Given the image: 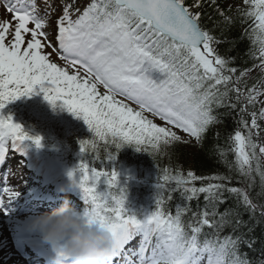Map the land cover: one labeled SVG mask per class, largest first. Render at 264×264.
<instances>
[{"label":"snow or ice","instance_id":"obj_1","mask_svg":"<svg viewBox=\"0 0 264 264\" xmlns=\"http://www.w3.org/2000/svg\"><path fill=\"white\" fill-rule=\"evenodd\" d=\"M43 2V16L32 0H22L20 7L9 4L6 10L17 21L14 30L10 22L0 23V110L39 86L53 107L62 102L93 132L92 139L80 141L81 153L95 152L99 141L106 150L114 146L116 153L133 146L154 154L161 144L182 140L173 129L202 142L209 126L222 122L217 109L227 108L228 114L238 109L229 148L219 152L226 174L204 176L163 169L158 177L163 183L156 188L174 184L170 190L180 191L188 201L204 194V208L190 221L184 219L190 210L187 205L177 206L173 214L164 208L163 196L155 198L152 211L129 212L124 189L118 187V173L90 168L86 160L80 163L78 186L88 205L85 216L118 238L121 248L114 258H122L123 264H249L239 251L243 235L220 237L225 226L235 231L241 225L239 219L234 225L228 219L239 213L232 208L220 213L218 207L227 192L237 208L255 212L250 190L257 177V196L264 197V100L258 99L264 96V0H240L235 7L240 22L248 25V54L261 73L260 87L251 88L242 79L250 69L230 66L232 58L217 47L226 41L202 24L206 3L222 17L217 27L235 22L217 0H92L82 12L76 0H61L62 14L48 21L50 32L45 31V18L53 9L49 0ZM46 47L58 52L63 66L50 59ZM146 112L159 116L165 126L154 123ZM26 140L41 146L39 136H29L11 116L0 113V163L9 147L23 153ZM228 153L234 155L233 160H228ZM116 156L108 152L105 160L114 161ZM233 171L246 187L229 186ZM102 177L107 188L100 192L97 185ZM197 181L201 186H196ZM18 195L10 193L9 200ZM6 208L0 198V210ZM205 227L213 230L211 236ZM136 235L142 236L138 251L126 252L125 245Z\"/></svg>","mask_w":264,"mask_h":264},{"label":"trees","instance_id":"obj_2","mask_svg":"<svg viewBox=\"0 0 264 264\" xmlns=\"http://www.w3.org/2000/svg\"><path fill=\"white\" fill-rule=\"evenodd\" d=\"M217 5L224 10L229 16L233 17L235 22L226 26L220 24L216 26V22L222 20V17L216 14L213 7L209 4L204 5L205 16L202 24L206 29H211L215 35L222 42L217 45L221 54H227L232 58L230 66L236 67L238 70L243 69H258L254 67L257 63L249 56V49L251 47L250 41L245 35L247 24H242L235 11V7H228L222 0H217ZM221 29H224L221 31ZM259 75L255 71L254 75L247 78L246 75L242 78L246 82L247 87L251 88L259 81ZM244 91V85H241ZM53 106V105H52ZM258 107V106H257ZM59 115L66 121L67 126L61 127L57 125V119H49L47 123L40 122L39 115H32L28 117L27 122L35 129L50 133L56 140V144L62 152L64 157L73 161L78 167L82 161H87L89 167L96 169L103 168L109 173L115 170L118 173L119 188L124 189L125 196L135 200V203L140 205H148L154 209V200L158 196L165 198L164 208L171 212H175L177 206H188L190 209L184 215L185 221H190L194 214L201 211L205 206L204 194H200L198 198H193L191 201L184 199L180 191H171L175 185L165 186L163 189L155 187L158 183L163 181L158 180V177L163 175V169L175 170L180 169L183 172L193 171L198 175L212 176L215 174H226L227 168L220 161L219 152L225 151L229 148L230 142L228 136L236 128V119H238V109L229 113L227 108L217 109L221 123L209 126L208 131L202 142L192 141L190 139H182L180 142H174L171 145L161 144L159 151L154 154H149L141 150L137 151L133 146H125L119 153H116L114 146H106L103 142L97 141V149L95 152L89 151L88 154L81 153L80 141L92 139L93 132L88 128V125L80 117L67 111L57 104L52 107ZM251 110V108H250ZM112 152L117 154L116 159L105 160L107 153ZM97 155L99 159H96ZM229 161L234 159L232 153L227 154ZM101 160H104L101 162ZM232 181L230 187H246L242 183V178L237 176L233 171ZM102 184V185H101ZM196 186H201V182L197 181ZM107 185L104 183V178L97 185V190L105 191ZM115 191V189H113ZM259 192V178L257 177L256 186L250 190V195L253 203L257 205L255 212L245 210L244 207L237 208L236 201L233 197H229L226 192L224 195L227 197L224 203L220 204L218 211L223 213L225 209H235L239 216H230V219L235 224L236 220L241 221V225L233 231V226H225L220 232V237L231 235L233 238L243 235L244 243L239 246V251L244 254L248 259L249 264H264V216L261 212L264 208V197H258ZM171 199H167L168 196ZM128 202V199L127 201ZM204 231L210 236L213 232L212 229L205 227ZM251 243V246H249Z\"/></svg>","mask_w":264,"mask_h":264},{"label":"clouds","instance_id":"obj_3","mask_svg":"<svg viewBox=\"0 0 264 264\" xmlns=\"http://www.w3.org/2000/svg\"><path fill=\"white\" fill-rule=\"evenodd\" d=\"M27 226L51 248L53 264H112L121 248L116 236L89 223L85 209L77 210L67 199L58 208L35 213Z\"/></svg>","mask_w":264,"mask_h":264},{"label":"rangeland","instance_id":"obj_4","mask_svg":"<svg viewBox=\"0 0 264 264\" xmlns=\"http://www.w3.org/2000/svg\"><path fill=\"white\" fill-rule=\"evenodd\" d=\"M5 21H7V22H10L12 25H13V29L12 30H14V24H13V20L12 19H10V18H6V15H4L3 17H0V23H2V22H5ZM28 38V36H26V39ZM44 51H45V49H44ZM46 53H48L47 51H45ZM50 59L53 61V62H55V63H57V64H59V65H61V66H63L64 65V63H62V62H59L58 60H56L52 55H50ZM261 77V76H260ZM257 86L258 87H260L259 86V84H257ZM38 87V86H37ZM261 90H264V88H262ZM259 100H264V96H261V97H259L258 98ZM260 106V105H259ZM146 114L147 115H149L150 117H151V115H150V113H148V112H146ZM153 120H155V122L156 123H160V120H157V119H153ZM14 123H16V124H18L17 123V121H15V120H12ZM28 141H30V142H32L31 140H28ZM22 147H23V149H25V150H27L30 154H33V155H35L39 160H41V161H48V159H50L49 158V155L48 154H46V152H43V151H41V150H39V149H33L31 146H29V144L28 143H26L25 141L23 142V145H22ZM35 147V146H34ZM36 148V147H35ZM37 150H39V151H37ZM42 152V153H41ZM49 164H51L52 165V167L54 168L53 170L56 172V171H59V170H61V172L63 171L65 174H67L72 180H75V181H77V182H79V176L77 175V174H75V171L74 170H71L70 168L71 167H68V166H66V165H64V164H61V163H59L58 161H53L52 159L50 160V162H47V165H49ZM69 173H72V175L70 176L69 175ZM28 223H29V219L28 218H24L23 216H20V218H18L17 220H16V222L14 223V229H13V233H14V243H13V248L15 247V242L18 240V238H20L23 234H25V232H30V230H29V228H28ZM10 227H8V229H9ZM6 262H3V264H5Z\"/></svg>","mask_w":264,"mask_h":264},{"label":"bare ground","instance_id":"obj_5","mask_svg":"<svg viewBox=\"0 0 264 264\" xmlns=\"http://www.w3.org/2000/svg\"><path fill=\"white\" fill-rule=\"evenodd\" d=\"M9 241L7 231L4 229V225L0 222V264H3V262H6L5 264H18L20 261L12 251Z\"/></svg>","mask_w":264,"mask_h":264}]
</instances>
